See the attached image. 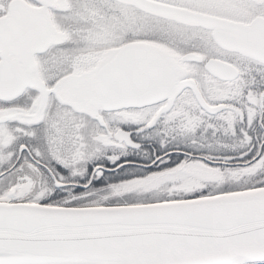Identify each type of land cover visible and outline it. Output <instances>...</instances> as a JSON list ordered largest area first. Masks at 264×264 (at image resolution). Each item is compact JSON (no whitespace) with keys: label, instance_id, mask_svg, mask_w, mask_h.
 Returning <instances> with one entry per match:
<instances>
[{"label":"snow or ice","instance_id":"1","mask_svg":"<svg viewBox=\"0 0 264 264\" xmlns=\"http://www.w3.org/2000/svg\"><path fill=\"white\" fill-rule=\"evenodd\" d=\"M0 264H264V0H0Z\"/></svg>","mask_w":264,"mask_h":264}]
</instances>
